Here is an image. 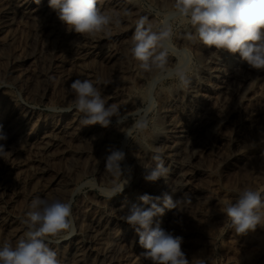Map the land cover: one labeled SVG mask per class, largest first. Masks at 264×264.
<instances>
[{"label":"rangeland","instance_id":"374dc122","mask_svg":"<svg viewBox=\"0 0 264 264\" xmlns=\"http://www.w3.org/2000/svg\"><path fill=\"white\" fill-rule=\"evenodd\" d=\"M41 1L0 0V126L5 133L9 130L7 139L0 143L11 152L7 161L0 159V245L5 241L15 244L23 235L20 218L30 210L33 199L68 200L77 187L84 185L72 204L76 233L50 244L61 264H69V252L76 241L84 238L86 231L90 232L91 239L84 245L86 255L82 264H150L142 255L144 249L128 247L132 239L138 243L139 237L134 227L121 217L133 204L145 207L140 197L148 194L150 187L158 188L166 182L144 179L147 170L142 164L151 159L152 153L147 152L149 157L142 158L140 150L145 151L144 148L136 140L126 138L123 131L132 119L123 126H117L115 120L107 128L97 124L94 134L98 131V135H89L84 133L87 126L80 123V114L75 110L53 113L48 109L71 103L70 85L78 78L99 81L97 86L108 103L118 105L128 114L142 107L147 76L138 69L128 51L135 20L148 15L153 24H158L161 17L156 13L170 0H101L102 10L119 13L122 23L112 28L110 38L95 39L68 32L57 13L46 17L36 12ZM7 5L12 7L9 15L3 12ZM175 42L178 46L184 45L179 36ZM193 51L197 69L201 66L200 60L224 61L234 55L202 45L195 46ZM234 56L231 66L232 70L236 69V75L227 81V85L231 82L234 87H225L226 99L207 96L194 100L189 113L184 110L185 101L177 97L179 90L169 91L175 88V82L166 81L164 90H158V108L153 114L156 124L158 119L164 123L176 116L188 120L199 107L214 111L217 118L223 119L221 127L210 122L202 133L205 135H198L197 143L187 148L180 143L183 135L180 132L172 133L170 139L164 136L170 144L168 149L154 143L157 135L153 136L151 131L145 135L149 137V144L164 150L165 164L170 169L168 182L178 165L181 149L186 152L185 157L191 158L189 172L195 171L200 161L208 170L203 177L198 175L192 180L189 191L192 196L187 194L191 202L167 212L160 226L183 238L181 247L187 258L191 261L199 257L205 264H264V227L237 235L224 226L226 217L221 211L226 202L235 199L238 189L264 188V70L251 68L239 54ZM176 62L175 57H169L170 65ZM253 93L256 99L251 101L249 97ZM24 115L27 117L18 123ZM15 128L17 138L11 132ZM61 128L66 133H59L60 137L48 151H41L39 144L44 134L49 135V131L57 134ZM253 141L255 146L250 143ZM210 146L211 151L207 150ZM112 148L126 154L122 168L128 183L122 192L108 200L99 189L109 185L114 177L105 171L104 164L99 165L100 158L106 157ZM235 151L240 152L239 156H235ZM215 162L220 163L218 167L214 166ZM201 186L204 193L195 198V187ZM115 198L127 205L118 203L110 209ZM118 205L122 207L116 208ZM98 219L100 224L96 222ZM120 248L124 250L121 254Z\"/></svg>","mask_w":264,"mask_h":264},{"label":"clouds","instance_id":"9594fccd","mask_svg":"<svg viewBox=\"0 0 264 264\" xmlns=\"http://www.w3.org/2000/svg\"><path fill=\"white\" fill-rule=\"evenodd\" d=\"M100 2L48 0L49 7L56 11L68 32L89 39L110 38L112 28L122 23L119 13L102 10ZM156 14L161 17L158 24H153L148 15L135 20L128 49L138 69L147 76L142 107L128 114L118 105L108 103L97 86L99 81L78 78L70 85L71 103L48 110L53 113L75 110L80 114L83 126L98 124L107 128L114 120L117 126H123L131 118V125L123 131L126 138L136 140L145 151L152 153L151 159L142 164L147 170L144 179L148 182L164 179L168 183L170 169L165 164L162 147L149 144V137L145 135L149 131L153 136L163 134L153 116L158 108V90H164L166 81L175 82V88L169 91L190 90L192 78L198 75L193 51L197 45L239 54L251 68L264 70V0H170ZM178 36L184 41L183 46L176 44ZM169 57L176 58L175 65L169 64ZM6 139L0 126V141ZM250 143L256 144L255 141ZM10 155L11 152L0 143V159L7 161ZM125 156L123 150L112 148L105 157V171L114 179L99 190L108 200L122 192L128 183L123 178ZM83 187H77L68 200L57 197L33 199L30 210L20 218L23 235L15 244L5 241L0 245V264H61L50 244L76 233L72 204ZM171 187L173 191L180 188L179 185ZM140 200L148 207L133 204L121 219L134 227L138 243L145 250L142 255L150 264H193V259L196 264H205L199 257L190 261L181 247L183 238L163 230L156 220L165 209L179 210L181 204L190 203L187 196L173 201L168 193L162 197L144 194ZM221 211L226 217L224 226L237 235L254 232L258 226L264 227V188L238 189L235 199L226 202Z\"/></svg>","mask_w":264,"mask_h":264},{"label":"bare ground","instance_id":"6f19581e","mask_svg":"<svg viewBox=\"0 0 264 264\" xmlns=\"http://www.w3.org/2000/svg\"><path fill=\"white\" fill-rule=\"evenodd\" d=\"M8 2V1H7ZM111 2V1H110ZM102 5V4H101ZM5 8L3 9V12L6 14V15H9L11 12H12V7L10 5H7V6H4ZM3 8V7H2ZM15 11V10H14ZM35 11L38 12V13H41L43 15H45L46 17L48 16H51L52 14H55L56 15V11H54L53 9H51L49 7V4H48V0H42L40 3L37 4V7L35 8ZM29 15V10L27 11ZM22 13V12H21ZM20 13V14H21ZM42 15V16H43ZM13 16V15H12ZM35 16V15H34ZM27 17V16H26ZM45 17V18H46ZM5 18V17H4ZM39 18V17H37ZM6 22V21H5ZM235 55V54H234ZM234 55H231V56H228L226 58V60L224 61H218V60H209V66L208 68L206 69V66L204 65L205 64V60H200V64L202 66L199 67L198 69V75L197 76H194L192 78V81H191V84H190V90L188 92H185L183 90H179L177 92V97H180L182 98L183 101H185V103H183V106H185L184 110H186L187 112H191L192 113V104L191 102L192 101H197L199 100L200 98L202 97H207V96H213L214 98L215 97H218V99H220L221 101H223L224 99H226V96L224 95V89L225 87L228 89L229 88V85H227V81H228V78L230 79H234L235 75H236V69L235 70H232V66L231 64L233 63V59L235 58ZM216 57V56H215ZM218 57V56H217ZM238 57V56H236ZM114 58V57H113ZM225 58V57H224ZM117 59V58H116ZM211 59V58H210ZM214 59V58H212ZM223 59V58H222ZM235 60V59H234ZM205 61V62H204ZM206 64V65H207ZM247 66V65H246ZM245 67V65H244ZM235 71V72H234ZM241 78V77H240ZM238 80V79H237ZM232 81V80H231ZM237 82V81H235ZM232 87H234L232 85ZM231 85H230V88H232ZM231 92V90H230ZM258 96V95H257ZM209 98V97H208ZM256 99V94H252L250 97H249V100H254ZM202 100V99H201ZM215 100V99H214ZM181 101V100H180ZM216 101V100H215ZM219 101V100H218ZM256 101V100H255ZM5 102V101H3ZM201 102V101H200ZM217 102V101H216ZM196 103V102H195ZM194 103V104H195ZM170 104V103H169ZM196 105V104H195ZM170 108V106H169ZM194 108V107H193ZM213 108V107H212ZM173 109V108H172ZM213 110V109H212ZM168 111V109H167ZM166 111V112H167ZM174 111V110H173ZM214 112V111H213ZM210 112L208 110H205V109H202V108H195V110L193 111V115L190 116V118L188 120H185V119H182L181 117H172V118H169L167 122L164 121V123L158 119L157 121L159 123L158 126L160 125V128L163 132V134L161 135H157L156 139L154 140V143L157 144V145H161L163 148L165 149H168L170 148V144H168V142H166V138L169 137L172 138V133L174 132H180V133H183L182 137L180 138L181 140V144H184V146L186 145V148L191 144H196L197 143V139L199 138L198 135H201L203 132L206 131V128L207 127V124H209L210 122L214 123L215 124V127L217 126V128L221 127V123L224 122L223 119H219L216 117L215 112ZM168 113V112H167ZM20 114V113H19ZM22 114V113H21ZM163 115V114H162ZM167 115V114H166ZM19 116V115H18ZM25 116V115H24ZM27 116L25 117H20L19 119H21L18 123L21 124V122L24 121V119L26 118ZM30 118V117H29ZM165 118V117H164ZM15 119V118H14ZM167 119V118H166ZM165 119V120H166ZM9 120V119H8ZM11 121V120H10ZM13 121V120H12ZM16 121V120H15ZM17 122V121H16ZM15 122V123H16ZM7 123V122H6ZM11 123V122H10ZM9 123V124H10ZM214 124H212L214 126ZM19 125V124H18ZM63 125V124H62ZM67 125V124H66ZM15 127V126H14ZM23 127V126H22ZM24 128V127H23ZM22 128V129H23ZM20 129V128H19ZM97 129V126L95 125H92V126H87L86 129L84 130V133L85 134H94L95 130ZM8 130V129H6ZM17 128H15L13 131L11 130V132L13 133L12 136H14L13 138H15L17 135H18V132H16ZM9 131V130H8ZM7 131V132H8ZM66 129H63L61 128L60 130H58L57 134L50 132L49 135H45L40 139V143L39 145L40 146V150L41 151H46L51 145L54 144V142H56V140L60 137H58L57 135L59 133H63L65 132ZM6 132V133H7ZM69 132V131H68ZM98 132V131H97ZM96 132V133H97ZM5 133V131H4ZM5 133V134H6ZM66 133V132H65ZM95 133V134H96ZM179 133V134H180ZM8 134V133H7ZM94 134V135H95ZM93 135V136H94ZM98 135V133H97ZM165 135H168L166 136V138L164 137ZM205 135V134H202V136ZM92 136V135H91ZM234 136V135H233ZM61 137H63V135H61ZM17 138V137H16ZM87 138H89L87 136ZM110 137H108L109 139ZM112 138V136H111ZM110 138V139H111ZM114 138V137H113ZM175 138V137H173ZM10 139V138H9ZM233 142L234 138L231 136L230 138ZM172 140V139H171ZM13 141V140H11ZM15 141V140H14ZM19 141V140H18ZM114 142V141H113ZM176 142V141H175ZM235 142V141H234ZM115 143V142H114ZM29 144V143H28ZM113 144V143H112ZM174 144V143H173ZM178 144V143H177ZM38 145V144H37ZM156 145V146H157ZM172 145V144H171ZM176 146V145H175ZM38 147V146H37ZM101 147V146H100ZM236 147V146H235ZM185 148V147H184ZM206 148V147H204ZM208 148V147H207ZM206 148V149H207ZM142 149V148H141ZM181 149V148H180ZM179 149V150H180ZM213 148L210 146L207 150H212ZM237 149V148H236ZM163 150V149H162ZM235 150V149H234ZM240 150V149H239ZM48 151V150H47ZM142 153V158H147L149 157V154L147 153V151H143V150H140ZM164 151V150H163ZM178 151V150H177ZM186 151V150H185ZM103 152V151H102ZM180 157H178L179 159H177V161L179 160L178 162V165L177 167L175 168L174 172H173V176H172V179L170 182L168 183H165V184H162L160 187H150L149 189H147V192L150 196H160L162 197L164 193H168L170 196H172V199L173 201H177V200H182L185 198V196H187V194H189V191H190V187H191V182L192 180L197 177L198 175L199 176H202V175H205L208 170L203 166L202 162H197L196 163V169L195 171L193 172H189L188 170V167L192 164L191 162V158H187L185 157L186 156V152L183 151V149H181L180 151ZM178 152V153H179ZM240 152H236L235 151V156H239ZM230 156V155H229ZM175 158V157H174ZM195 158V157H194ZM192 158V159H194ZM224 158V157H223ZM234 158V157H233ZM242 158V157H241ZM101 164L99 165L102 166L103 164L105 165V157H101ZM222 161V159H220ZM224 160V159H223ZM213 163V162H212ZM175 164V163H174ZM219 162H215V167L219 166ZM176 165V164H175ZM213 165V164H212ZM223 166V165H222ZM212 167V166H211ZM41 168V167H40ZM172 169V168H171ZM40 170V169H39ZM211 170V169H210ZM43 171V170H42ZM100 172V171H99ZM98 172V173H99ZM211 172V171H210ZM41 173V172H40ZM140 174H141V171H140ZM138 177V176H137ZM203 177V176H202ZM171 178V177H170ZM176 186V185H179L180 188L177 189L176 191H173L172 190V187L171 186ZM206 190V189H205ZM193 193V190L192 192ZM194 195H195V198H198L200 197L203 193H204V189L203 187H195V191H194ZM189 196H192L189 194ZM187 196V197H189ZM194 199V198H192ZM191 200V198H190ZM198 200V199H197ZM197 200H196V203H197ZM193 201V200H192ZM111 202V201H110ZM118 203H121L122 206L124 207V205H127L126 203H123L122 201L118 200V198H115L113 200V204H110V209L113 208L115 205H117ZM189 204V203H188ZM186 205V204H184ZM183 205V206H184ZM107 206V205H106ZM121 205H118L116 208H119ZM121 206V207H122ZM145 207H148L146 205H144ZM162 206V205H161ZM181 206V205H180ZM193 206V205H192ZM187 207V206H186ZM107 208V207H106ZM181 208V207H180ZM184 208V207H183ZM105 209V208H104ZM107 210V209H106ZM105 210V211H106ZM127 210V209H126ZM176 210V209H175ZM108 211V210H107ZM117 211V209H116ZM170 210L169 209H165L164 211V214L162 216H158L156 218V220L159 222V226H162L161 224H163L162 222L164 221V217L166 216V213L169 212ZM112 212V211H110ZM125 212V211H124ZM181 212V211H180ZM105 213V212H104ZM107 214V212H106ZM119 214V212L117 213ZM120 215V214H119ZM103 216V215H102ZM123 216V215H122ZM168 216V215H167ZM104 219V218H103ZM167 219V218H166ZM174 219V218H173ZM169 220V219H168ZM166 221V220H165ZM97 224H100L99 223V219L96 221ZM95 222V223H96ZM169 225V223H167ZM171 226V225H170ZM169 228V227H168ZM136 235V234H135ZM138 238V237H137ZM91 239V236H90V232L89 231H86V234L84 236V238L76 241L71 249V251L69 252L68 254V263L69 264H82L84 258H85V255H86V251H85V248H84V245ZM130 245L128 246L129 248H133L134 250H143V248L140 247L139 243H137L136 241H134V239L131 240V242H129ZM127 245V243H126ZM122 247V246H121ZM125 248V247H124ZM121 249V248H120ZM124 251L123 249L120 250L119 254H121V252ZM115 258V255L114 257Z\"/></svg>","mask_w":264,"mask_h":264}]
</instances>
